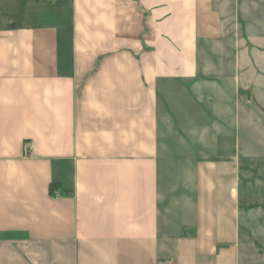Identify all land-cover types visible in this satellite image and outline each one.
Listing matches in <instances>:
<instances>
[{"label":"crops","instance_id":"crops-1","mask_svg":"<svg viewBox=\"0 0 264 264\" xmlns=\"http://www.w3.org/2000/svg\"><path fill=\"white\" fill-rule=\"evenodd\" d=\"M263 87L264 0H0V264L261 253Z\"/></svg>","mask_w":264,"mask_h":264},{"label":"rangeland","instance_id":"rangeland-1","mask_svg":"<svg viewBox=\"0 0 264 264\" xmlns=\"http://www.w3.org/2000/svg\"><path fill=\"white\" fill-rule=\"evenodd\" d=\"M262 90L264 91V87L262 88ZM262 103L264 105V101ZM257 113L258 112L256 111L255 114L252 115L253 122L256 125L261 124L262 126H264V114ZM241 125V145L249 144L255 149V151H261L263 149V143L259 141V133L262 132H259V129L255 130L256 128L253 127V123L249 125L248 121L245 122L243 120V124ZM256 162L257 167L254 170H256L257 176L261 179L262 185L259 183H255V196L252 202L258 203V210L253 216L251 215L250 219H246L247 223H245L243 220L241 221V234L243 235L244 232L249 234L250 231L251 233H253V230L255 228V238L257 242H260L262 244L263 247H261L262 252L259 254L255 253V257H253V246L249 244H242L240 247V264H264V162ZM245 186L246 185L242 181V193L245 191ZM255 192L257 193V195ZM252 242L254 241L252 240Z\"/></svg>","mask_w":264,"mask_h":264},{"label":"built area","instance_id":"built-area-1","mask_svg":"<svg viewBox=\"0 0 264 264\" xmlns=\"http://www.w3.org/2000/svg\"><path fill=\"white\" fill-rule=\"evenodd\" d=\"M29 149V146L28 145H24V150L27 151ZM160 264H169V262L167 260H162L160 262Z\"/></svg>","mask_w":264,"mask_h":264},{"label":"trees","instance_id":"trees-1","mask_svg":"<svg viewBox=\"0 0 264 264\" xmlns=\"http://www.w3.org/2000/svg\"><path fill=\"white\" fill-rule=\"evenodd\" d=\"M57 185V183H51L49 186L50 191L54 190V187Z\"/></svg>","mask_w":264,"mask_h":264}]
</instances>
